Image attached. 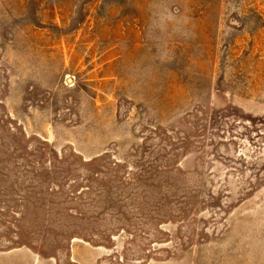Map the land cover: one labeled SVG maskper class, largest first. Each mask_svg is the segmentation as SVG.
Returning a JSON list of instances; mask_svg holds the SVG:
<instances>
[{"label": "rangeland", "instance_id": "374dc122", "mask_svg": "<svg viewBox=\"0 0 264 264\" xmlns=\"http://www.w3.org/2000/svg\"><path fill=\"white\" fill-rule=\"evenodd\" d=\"M0 264H264V0H0Z\"/></svg>", "mask_w": 264, "mask_h": 264}]
</instances>
